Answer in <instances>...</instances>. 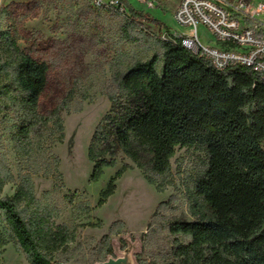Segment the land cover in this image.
<instances>
[{
    "label": "trees",
    "instance_id": "1",
    "mask_svg": "<svg viewBox=\"0 0 264 264\" xmlns=\"http://www.w3.org/2000/svg\"><path fill=\"white\" fill-rule=\"evenodd\" d=\"M125 6L128 12L122 15L121 38L152 53L105 87L109 109L89 141V181L97 182L122 154L148 184L161 190L170 182V160L176 147L201 151L207 168L194 184L195 220L167 225L172 237L167 264H264V82L244 66L213 69L179 40L163 39V28L171 34L158 21L150 20L160 34H150L141 22L144 15L127 2ZM19 39L16 33L0 31V109L11 111L13 140L29 152L41 138V144L62 142L60 112L69 111L73 91L48 115L42 114L40 99L48 68L21 49ZM48 154L53 175L61 180L59 160ZM127 168L123 165L107 182L96 207L114 194L115 181ZM13 179L0 160L1 220L27 263L74 264L60 260L72 234L65 225L53 222L51 211L37 209L30 174L19 178L12 196L1 195ZM166 204L158 205L151 222ZM119 226L123 223L111 224L100 239L97 261L112 254L110 239L121 232ZM6 242L0 233V250Z\"/></svg>",
    "mask_w": 264,
    "mask_h": 264
},
{
    "label": "rangeland",
    "instance_id": "2",
    "mask_svg": "<svg viewBox=\"0 0 264 264\" xmlns=\"http://www.w3.org/2000/svg\"><path fill=\"white\" fill-rule=\"evenodd\" d=\"M129 1L135 11L144 15L141 22L150 34H160L158 26L150 20L161 23L170 34L188 31L172 16L179 0H152L151 8ZM122 21L121 14L92 9L89 0H0V31L16 33L19 47L47 65L41 113L48 115L69 90L73 91L69 111L60 112L62 142L47 140L41 144V138L29 152L13 140L11 111L0 109V160L14 178L3 187L1 195L12 196L19 178L30 174L37 209L51 211L53 222L65 225L72 234L60 260L74 264H98L116 258L122 259L123 264H167L171 261L172 243L167 225L195 220L194 184L207 168L203 152L176 147L170 160V182L161 190L148 184L140 170L122 154L116 156L115 166L103 170L97 182L89 181L92 170L87 159L89 141L109 109L105 87L114 76L152 53L121 38ZM197 32L201 42L213 39L203 26ZM164 33L163 28L161 34ZM48 152L59 160L61 180L53 175ZM123 165L128 168L115 181L114 194L104 205L96 207L100 191ZM37 169L40 172L33 173ZM163 202L167 204L151 222ZM116 222H122L123 226L110 239L112 254H104L97 261V245ZM0 233L7 241L0 250V264H28L1 216Z\"/></svg>",
    "mask_w": 264,
    "mask_h": 264
},
{
    "label": "built area",
    "instance_id": "3",
    "mask_svg": "<svg viewBox=\"0 0 264 264\" xmlns=\"http://www.w3.org/2000/svg\"><path fill=\"white\" fill-rule=\"evenodd\" d=\"M146 8L152 0H134ZM129 0H89L94 10L125 15ZM175 22L188 31L167 33L162 38L181 45L207 60L217 71L244 66L264 82V0H180L173 12ZM205 27L216 45L201 42L197 29Z\"/></svg>",
    "mask_w": 264,
    "mask_h": 264
},
{
    "label": "water",
    "instance_id": "4",
    "mask_svg": "<svg viewBox=\"0 0 264 264\" xmlns=\"http://www.w3.org/2000/svg\"><path fill=\"white\" fill-rule=\"evenodd\" d=\"M122 262H123L122 259L116 258V259H108L107 261L98 264H123Z\"/></svg>",
    "mask_w": 264,
    "mask_h": 264
},
{
    "label": "crops",
    "instance_id": "5",
    "mask_svg": "<svg viewBox=\"0 0 264 264\" xmlns=\"http://www.w3.org/2000/svg\"><path fill=\"white\" fill-rule=\"evenodd\" d=\"M179 1H180V0H179ZM179 1H178L177 5H176L175 9L177 8V6H178V4H179ZM175 9H174V11H175ZM174 11H173V12H174ZM172 15H173V14H172ZM202 43H204V44H209V45H216V43H215V41H214L213 39L208 40V41H202Z\"/></svg>",
    "mask_w": 264,
    "mask_h": 264
}]
</instances>
